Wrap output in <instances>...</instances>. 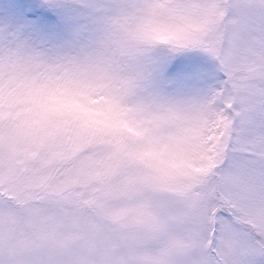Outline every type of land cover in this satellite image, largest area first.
<instances>
[{"label":"rangeland","instance_id":"1","mask_svg":"<svg viewBox=\"0 0 264 264\" xmlns=\"http://www.w3.org/2000/svg\"><path fill=\"white\" fill-rule=\"evenodd\" d=\"M71 2L98 13L84 40L49 53L0 38V264H177L225 137L201 140L193 103L150 69L213 47L230 0Z\"/></svg>","mask_w":264,"mask_h":264},{"label":"snow or ice","instance_id":"2","mask_svg":"<svg viewBox=\"0 0 264 264\" xmlns=\"http://www.w3.org/2000/svg\"><path fill=\"white\" fill-rule=\"evenodd\" d=\"M225 8V30L203 36L213 47L170 49L150 69L158 90L193 103L201 140L213 129L225 137L212 148L195 245L177 264H264V0ZM97 15L71 0H0V38L56 53L89 37ZM232 60L230 80L221 67Z\"/></svg>","mask_w":264,"mask_h":264}]
</instances>
